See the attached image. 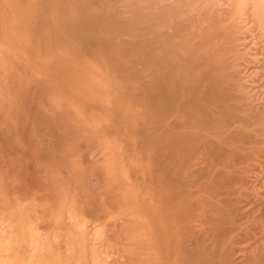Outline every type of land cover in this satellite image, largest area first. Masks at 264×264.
I'll use <instances>...</instances> for the list:
<instances>
[{"label": "bare ground", "instance_id": "bare-ground-1", "mask_svg": "<svg viewBox=\"0 0 264 264\" xmlns=\"http://www.w3.org/2000/svg\"><path fill=\"white\" fill-rule=\"evenodd\" d=\"M0 264H264V0H0Z\"/></svg>", "mask_w": 264, "mask_h": 264}]
</instances>
